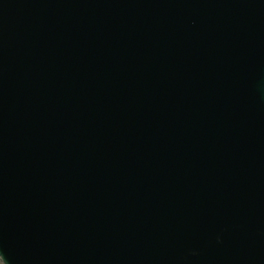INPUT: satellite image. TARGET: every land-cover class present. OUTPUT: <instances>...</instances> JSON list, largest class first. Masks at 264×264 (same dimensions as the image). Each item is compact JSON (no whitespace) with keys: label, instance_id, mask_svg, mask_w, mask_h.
Returning a JSON list of instances; mask_svg holds the SVG:
<instances>
[{"label":"water","instance_id":"water-1","mask_svg":"<svg viewBox=\"0 0 264 264\" xmlns=\"http://www.w3.org/2000/svg\"><path fill=\"white\" fill-rule=\"evenodd\" d=\"M0 264H264V0H0Z\"/></svg>","mask_w":264,"mask_h":264}]
</instances>
